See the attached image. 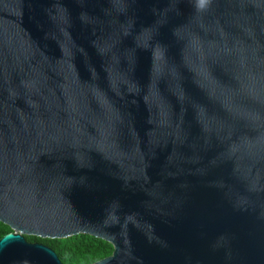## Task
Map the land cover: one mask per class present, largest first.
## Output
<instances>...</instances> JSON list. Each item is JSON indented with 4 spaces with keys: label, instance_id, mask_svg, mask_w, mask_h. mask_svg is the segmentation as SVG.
Returning a JSON list of instances; mask_svg holds the SVG:
<instances>
[{
    "label": "water",
    "instance_id": "obj_1",
    "mask_svg": "<svg viewBox=\"0 0 264 264\" xmlns=\"http://www.w3.org/2000/svg\"><path fill=\"white\" fill-rule=\"evenodd\" d=\"M0 264H264V0H0Z\"/></svg>",
    "mask_w": 264,
    "mask_h": 264
},
{
    "label": "trees",
    "instance_id": "obj_2",
    "mask_svg": "<svg viewBox=\"0 0 264 264\" xmlns=\"http://www.w3.org/2000/svg\"><path fill=\"white\" fill-rule=\"evenodd\" d=\"M12 232V229L0 222V238ZM29 242H38L50 246L63 264H91L113 252L109 242L97 237L80 234L64 239H43L36 236H25Z\"/></svg>",
    "mask_w": 264,
    "mask_h": 264
},
{
    "label": "snow or ice",
    "instance_id": "obj_3",
    "mask_svg": "<svg viewBox=\"0 0 264 264\" xmlns=\"http://www.w3.org/2000/svg\"><path fill=\"white\" fill-rule=\"evenodd\" d=\"M204 3H205V0H201V6H203Z\"/></svg>",
    "mask_w": 264,
    "mask_h": 264
}]
</instances>
